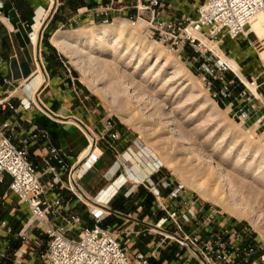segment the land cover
Masks as SVG:
<instances>
[{
	"label": "crops",
	"instance_id": "0c3cea01",
	"mask_svg": "<svg viewBox=\"0 0 264 264\" xmlns=\"http://www.w3.org/2000/svg\"><path fill=\"white\" fill-rule=\"evenodd\" d=\"M146 1L57 0L52 18L43 31L39 54V34L54 6V0H7L5 16L0 22V100L9 98L11 105L18 111L9 108L0 110V127L6 122L10 123L11 129L7 136L15 146L28 151L30 162L37 168L43 184L47 185L54 178L52 173H46L45 164L51 149L59 151L68 169H76L91 149L92 141L77 121L86 125L97 139L95 148L101 155L100 161L89 172L81 169L73 173L63 170L53 161L52 166L57 168L63 185H58L48 198L53 200L56 195L60 196L65 204H69L64 215L80 216L84 227L91 228L95 224L90 213L93 210L91 205L106 210L108 215L102 227L117 234L118 240L124 237L122 241L133 243L135 251L141 253L131 257L126 251L129 257L135 259L141 255L156 264L151 257L163 260L172 244L167 243V240L172 237L152 226L183 238L198 237L201 240L218 233L232 230L243 232L245 229L233 219L198 203L185 193L174 198L175 189L164 190L162 185L166 178L163 173L152 172L149 168L144 170L141 164L133 160V149L138 144L136 142V146H133L128 129L112 123V132L120 136L117 141L105 134L108 116L103 104L84 89L76 72L49 40L59 31L97 26L105 19L128 21L138 15L137 5ZM163 1L164 6L159 10V18L163 21L180 20L183 16L194 17L195 8L204 2ZM222 50L226 58L238 64L240 71H236L238 78L232 73L227 74V81L235 82L234 106L239 104L237 97L244 90L241 81L246 84L256 81L259 93L264 96V35L255 33L254 37L245 35L238 40L226 39ZM38 99L61 119L46 113ZM23 101L30 103L31 108H22ZM256 108L248 123L258 122L259 131L264 135V109L259 102H256ZM11 183L12 178L8 175L0 183V264H16L13 255L22 246L19 233L30 219L27 206L21 205L10 192ZM69 184L76 191L71 190ZM151 185L160 191V195L153 193ZM190 210L196 213V217L190 223H185L182 216ZM175 211L179 214L180 232L172 221L162 226V221ZM4 221L8 222L11 233L1 226ZM55 225L59 226L60 222H55ZM154 233L165 239L156 237ZM71 237L76 238L77 232ZM44 247L46 251L47 246ZM44 251L31 252L25 256V261L27 264H43L39 255ZM3 254L11 259H3ZM183 264H202V261L195 256Z\"/></svg>",
	"mask_w": 264,
	"mask_h": 264
},
{
	"label": "built area",
	"instance_id": "2783aa9c",
	"mask_svg": "<svg viewBox=\"0 0 264 264\" xmlns=\"http://www.w3.org/2000/svg\"><path fill=\"white\" fill-rule=\"evenodd\" d=\"M6 2L7 0H0V22L5 16ZM162 6L163 0L141 2L136 7L138 15L128 21L133 28L143 22L147 35L163 45L170 55L185 57L191 53L192 61L204 74V81L212 99L229 102L234 120L248 123L257 109L256 102L264 109V96L259 93L256 81L248 82L255 88L256 93L241 81L244 90L237 97L239 104L234 106L235 82L227 81V74L232 73L237 78L238 76L224 60L227 58L222 45L226 39L238 40L245 36L246 29L264 13V0H204L195 8L194 17L183 16L180 20L164 21L159 18ZM113 23L114 21L105 19L100 22V26H110ZM204 41H207L208 45L204 44ZM21 107L30 109L31 104L23 101ZM8 108L18 111V108L11 105L9 98L0 100V110ZM112 128V122H108L104 133L117 141L120 136L112 132ZM10 129L8 122L0 127V183H3L5 175L10 176V192L18 198L21 205L27 206L30 213L29 221L19 233L22 246L13 255L14 263L27 264L25 256L46 245V251L39 255L43 264H152L148 258L141 255L135 259L130 258L115 234L102 227L108 215L106 210L89 204L93 209L90 213L95 221L91 228L82 226L81 217L78 215H64L69 204H65L57 195L53 200L48 198L58 185H63L52 162L56 161L59 167L66 171L74 172L75 169H68L60 158L59 151L51 149L45 164L46 173H52L54 178L47 185L43 184L37 168L29 160L28 151L15 146L7 136ZM95 146L92 142L91 149L79 164V170L89 172L98 164L101 155L97 153ZM69 186L71 190L76 191L74 186ZM151 189L154 194L160 195V191L153 185ZM178 195L174 193L173 197L178 198ZM195 217L196 213L190 210L182 219L185 223H190ZM169 221L182 231L177 211L169 213V218L162 221V226ZM55 222H60V225L56 226ZM1 226L11 233L7 221L2 222ZM75 232L77 237L72 238L71 234ZM177 241L183 246L187 247L186 244H189L196 249L202 257V264H264V246L249 237L246 229L243 232L232 230L218 233L205 240L184 237L183 241ZM1 256L5 260L11 259L6 254Z\"/></svg>",
	"mask_w": 264,
	"mask_h": 264
},
{
	"label": "rangeland",
	"instance_id": "374dc122",
	"mask_svg": "<svg viewBox=\"0 0 264 264\" xmlns=\"http://www.w3.org/2000/svg\"><path fill=\"white\" fill-rule=\"evenodd\" d=\"M140 24L137 27L138 29L140 28ZM96 27L101 26L97 25L74 30L65 29L63 32L75 34L83 29L93 30ZM143 29L141 30L143 36L148 41L155 42L145 32V25ZM53 38L49 37V40L51 41ZM156 43V48H162L165 54H169L163 45ZM60 53L78 75L84 89L101 101L104 111L108 116V122L115 123L130 131L134 142L133 146H136V142L138 144L133 149V160L139 165L141 164L144 170L149 168L152 172L158 171L164 174L166 178L162 185L164 190L173 188L175 189L174 193H178L179 197L180 194L185 193L198 203L212 207L218 212L223 213L225 217L233 219L246 229L249 237L259 241L264 246V135L259 131L260 124L247 123L245 125L237 119L234 120L229 102L212 99L207 84L204 81V74L198 69V65L192 61L193 55L191 53H188L185 57L172 55V58L174 57L188 71L199 92L205 96L204 99H197L196 95L191 94L190 91L186 92L185 90V92L181 93V90L185 87L181 84L182 82L175 81L176 83H171L170 89H173L172 92H170L169 88L164 89V85L172 77V70L170 68L157 81H153V78L156 76L154 72L146 75L156 62V52L152 54L149 60L143 61V67L138 70H136V67L140 57L137 61L128 65L129 60H126V58L119 63L122 55H117L118 59L116 62L118 63V70H120L118 71L107 63L112 60L109 53L103 54L92 50L91 54L93 58L87 62L88 65L86 66H89L92 70L93 77H95L93 79L97 82H95V86L91 85L71 57H68L62 51ZM118 72L121 74H118ZM104 86L110 88H108L110 94L105 95L101 92V88ZM132 113L145 118L152 116L153 118L151 117L146 120L145 124H149L150 122V124L158 123V125L167 123L169 114L172 113L180 129L184 131L187 140L192 144L189 146L192 147V152L183 150L180 143L163 144L159 142L160 134L150 132L149 128L144 126V122L139 120L127 121ZM250 128H252V131ZM164 149L167 153L165 156L162 154ZM207 157H212L213 163L210 164L216 162L221 167L224 166L223 168L227 171L229 170L228 172L239 184L237 190H239L240 195H244L243 198H245L258 215L259 221L257 223L253 224L245 218L233 217L213 202L204 200L196 192L193 186L202 177L199 175L200 172H198L199 169L196 165L199 162L204 165L205 161H209ZM190 162L192 163L190 164ZM206 162L205 165H208ZM235 164L238 168L235 167ZM128 165L131 168V163L128 162ZM175 165L176 168H174ZM192 166L196 168L193 167V169ZM235 169L238 171V174L234 173ZM175 228H177L178 232L181 231L176 225ZM170 231L174 232V229ZM155 235L156 237L165 239L164 236H159L160 234ZM115 236L117 237V234ZM123 238L119 237L120 243L130 256L133 257L138 252L135 251L133 243L126 244L122 241ZM167 243L172 244L170 249L166 250L167 253L164 255V259L158 260L156 256H153L151 259L154 263L183 264L192 257H195L188 247L181 245L177 240L173 238L168 239ZM44 250L45 247L43 246L37 251ZM139 254L141 253L137 255ZM174 260L175 262L171 263Z\"/></svg>",
	"mask_w": 264,
	"mask_h": 264
},
{
	"label": "bare ground",
	"instance_id": "6f19581e",
	"mask_svg": "<svg viewBox=\"0 0 264 264\" xmlns=\"http://www.w3.org/2000/svg\"><path fill=\"white\" fill-rule=\"evenodd\" d=\"M55 5H56V1L54 0V6L52 10L50 11L49 16L46 19L45 23H48L50 21L56 9ZM45 23L42 27V31L39 34V42L41 39V34L44 31ZM130 24L131 23L129 21L120 19V20H116L112 26L96 27L93 30L83 29L82 31L76 32L75 34L60 31L54 36L52 41H53V44L60 51H62L68 57H71L73 59L75 64L78 65V67L81 69V71L84 73L88 81L93 86H95V82H96L94 81L95 77H93L91 68L89 66H86L88 65L87 62L93 58V55L91 54L92 50L93 51L96 50L99 53H103V54L109 53V55H111L112 60L107 63H109V65L112 68L114 67L117 70L119 68L118 63L116 62V60L118 59L117 55L119 56L122 55L121 59L119 60V63L123 59L126 58V60H129L128 65H131L133 62L137 61L138 58L140 57L139 62L138 63L136 62L137 63L136 70H138L143 67L144 65L143 61L149 60L152 54L156 52V55H157L155 57L156 62L154 66L146 73V75H149L150 73L154 72V75L156 76L153 78V81H157L159 78L164 76V74L170 68L172 70V73H171L172 77L169 78L167 83L164 85L163 87L164 89L165 88L170 89L171 83L182 82L181 84L184 85L185 87L181 90L182 91L181 93L185 92V90L186 92L190 91L191 94L196 95L197 99H204L205 96L199 92V89L193 82L192 78L190 77L188 71L184 68V66L178 61H176L174 57H173L174 58L173 60L172 55L165 54L162 48H156L155 42H150L143 36V33L141 32V30L143 29L145 24L141 22L139 29L133 28ZM255 33H258V35L260 36L264 35V13L260 14L257 17V19L252 23V25L246 29L245 35L246 37L248 36L249 38V37H254ZM204 44L208 45V42L204 41ZM83 47H87V48L84 49ZM217 52L220 53L219 49H217ZM227 63L230 65L231 68L235 70V72L239 71L238 64L234 60L227 58ZM119 73L120 72H118V74ZM44 79H45V76H44ZM247 85L249 88L252 89L254 93H256L254 87H252L249 83H247ZM108 88H109L108 86L102 87L101 92L105 95L110 94ZM172 90L173 89H170V92H172ZM181 93L179 94L182 95ZM170 114H169V118L167 119L168 120L167 123L165 124L163 123L159 125L158 123L150 124V122L149 124H145V121L151 118L152 116H148V118L147 117L145 118L143 116H138L137 114H133V113L132 115H130L129 120L127 121L139 120L141 122H144V126H147L150 132L160 134L159 142L163 144L180 143L182 144L183 150L191 151L192 147H189V146L192 144H190L189 141L187 140L184 131L180 129L175 117L172 115V113ZM250 130L252 131V128H250ZM152 135L154 134L152 133ZM162 154L164 156L165 154H167L165 149L162 151ZM258 154H261V153H258ZM207 159L209 161L207 160L208 162L206 161L205 162L208 165H205V162H204V165L200 164V162L196 165L197 168L199 169L198 172H200L199 175L202 176L200 177L199 180L196 181V184L193 186L196 192H198L204 200L208 202H213L219 207L225 209L231 215L236 216L238 218H245L249 220L250 222H252L253 224L257 223L259 221L258 215L253 210V208L247 203L245 198H243L244 195H240L239 190H237V187L239 184H237V181H235V179L231 176L230 172H228L229 170L227 171L225 168H223L224 166L221 167L220 165L216 164V162L214 164H210V163H213L212 157H207ZM191 163L192 162H190V164ZM193 167L194 166H192V168ZM235 167H237V165ZM174 168H176V165L174 166ZM198 172L196 173L198 174ZM234 173L238 174V171L235 169Z\"/></svg>",
	"mask_w": 264,
	"mask_h": 264
},
{
	"label": "water",
	"instance_id": "95a60500",
	"mask_svg": "<svg viewBox=\"0 0 264 264\" xmlns=\"http://www.w3.org/2000/svg\"><path fill=\"white\" fill-rule=\"evenodd\" d=\"M56 2H57V0H56ZM55 8H56V5H55ZM52 18V17H51ZM49 23V22H48ZM48 23H45V27H44V29L46 28V26L48 25ZM42 37H43V33L41 34V39H40V42H39V54H40V46H41V42H42ZM42 68H43V66H42ZM44 69V68H43ZM38 102H39V104H40V106H41V108L46 112V113H48L49 115H51L53 118H55V119H61V118H59V117H57L56 115H54L49 109H47L40 101H39V99H38ZM78 123H79V125L86 131V133L89 135V137H90V139L92 140V142H93V144L95 145L96 144V138L92 135V133L90 132V130L88 129V127L86 126V125H84L83 123H81V122H79V121H77ZM79 168H80V166H78V167H76V169H75V172L77 171V170H79ZM73 183H74V185L77 187V185H76V183H75V181L73 180ZM79 190V192L81 193V195L85 198V199H87V200H89L85 195H84V193L80 190V189H78ZM152 228H154L155 230H158V231H161V232H164V233H166V234H168V235H170L171 237H173V238H175L176 240H179V241H183V238H181L180 236H178V235H176V234H174V233H169V232H167V231H164V230H162V229H160V228H158V227H153L152 226ZM187 245V247L199 258V259H201L202 260V257H201V255L199 254V252L196 250V249H194L191 245H189V244H186Z\"/></svg>",
	"mask_w": 264,
	"mask_h": 264
}]
</instances>
